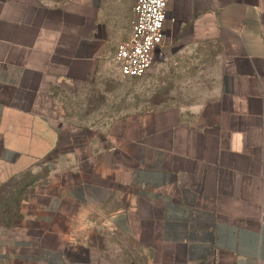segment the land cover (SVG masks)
<instances>
[{"label": "crops", "instance_id": "0c3cea01", "mask_svg": "<svg viewBox=\"0 0 264 264\" xmlns=\"http://www.w3.org/2000/svg\"><path fill=\"white\" fill-rule=\"evenodd\" d=\"M135 2L0 0V184L44 173L0 260L76 264L96 222L150 264H264V0H168L166 39L221 52L189 121L134 115L103 136L57 121L56 98L116 75Z\"/></svg>", "mask_w": 264, "mask_h": 264}, {"label": "rangeland", "instance_id": "374dc122", "mask_svg": "<svg viewBox=\"0 0 264 264\" xmlns=\"http://www.w3.org/2000/svg\"><path fill=\"white\" fill-rule=\"evenodd\" d=\"M118 67V68H117ZM113 68L114 78L78 95L56 98L57 121L103 136L119 131L125 119L160 112L178 114L189 121L209 97L221 71V52L215 44H184L166 39L156 62L140 79H124ZM120 74V73H119ZM44 176L42 171L0 184V199L10 213L0 214V234L11 236L30 227L27 202L34 192L28 186ZM5 191V192H4ZM9 217L11 219L9 220ZM88 235L69 254L76 264H150L140 247L123 234L91 223ZM0 264H11L0 260Z\"/></svg>", "mask_w": 264, "mask_h": 264}, {"label": "built area", "instance_id": "2783aa9c", "mask_svg": "<svg viewBox=\"0 0 264 264\" xmlns=\"http://www.w3.org/2000/svg\"><path fill=\"white\" fill-rule=\"evenodd\" d=\"M167 4L168 0H136L130 36L115 55L122 78H143L153 67L155 52L166 39Z\"/></svg>", "mask_w": 264, "mask_h": 264}, {"label": "trees", "instance_id": "16d2710c", "mask_svg": "<svg viewBox=\"0 0 264 264\" xmlns=\"http://www.w3.org/2000/svg\"><path fill=\"white\" fill-rule=\"evenodd\" d=\"M27 175H31V174H26V175H24V176H21V177H19V178H22V177H25V176H27ZM15 179H18V178H15ZM12 180H14V179H12ZM12 180H10V181H12ZM9 181V182H10ZM34 183H29L28 184V186H31V185H33ZM5 192V191H4ZM7 203H9V200L7 199V201L5 200V199H0V214H2V213H6L7 211H8V208H7ZM7 213H10V211H8ZM4 214H2V216L4 215ZM11 219V217H9V220Z\"/></svg>", "mask_w": 264, "mask_h": 264}]
</instances>
